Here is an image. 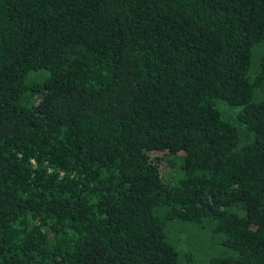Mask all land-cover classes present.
Masks as SVG:
<instances>
[{
  "label": "trees",
  "instance_id": "obj_1",
  "mask_svg": "<svg viewBox=\"0 0 264 264\" xmlns=\"http://www.w3.org/2000/svg\"><path fill=\"white\" fill-rule=\"evenodd\" d=\"M261 42L264 0H0V264L194 260L175 221L264 264Z\"/></svg>",
  "mask_w": 264,
  "mask_h": 264
},
{
  "label": "rangeland",
  "instance_id": "obj_2",
  "mask_svg": "<svg viewBox=\"0 0 264 264\" xmlns=\"http://www.w3.org/2000/svg\"><path fill=\"white\" fill-rule=\"evenodd\" d=\"M264 43L255 44L253 46L252 54V70L255 68V56L257 51L262 47ZM33 76L36 77L35 74ZM217 106L220 108L222 114L225 117H229L233 120L231 113L233 107L226 104L225 102L218 100ZM167 171V168H163ZM168 236L174 240L176 245L182 252H192L195 255V259L185 261L186 259L178 258L175 264H209L207 257L209 255H220L224 254L226 250L220 246L217 242L211 240L210 245L208 244L207 237H205L203 231L199 227L191 225L189 222H171L168 226ZM180 260V261H179Z\"/></svg>",
  "mask_w": 264,
  "mask_h": 264
}]
</instances>
